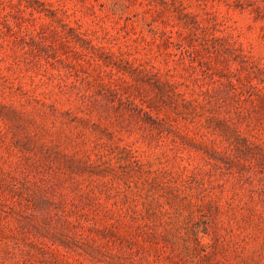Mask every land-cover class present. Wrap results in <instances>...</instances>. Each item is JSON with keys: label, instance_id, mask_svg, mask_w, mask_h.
Returning a JSON list of instances; mask_svg holds the SVG:
<instances>
[{"label": "rangeland", "instance_id": "374dc122", "mask_svg": "<svg viewBox=\"0 0 264 264\" xmlns=\"http://www.w3.org/2000/svg\"><path fill=\"white\" fill-rule=\"evenodd\" d=\"M0 264H264V0H0Z\"/></svg>", "mask_w": 264, "mask_h": 264}]
</instances>
